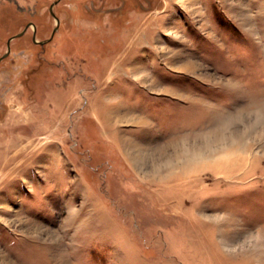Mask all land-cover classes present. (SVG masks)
<instances>
[{"label":"rangeland","instance_id":"rangeland-1","mask_svg":"<svg viewBox=\"0 0 264 264\" xmlns=\"http://www.w3.org/2000/svg\"><path fill=\"white\" fill-rule=\"evenodd\" d=\"M0 264H264V0H0Z\"/></svg>","mask_w":264,"mask_h":264},{"label":"bare ground","instance_id":"bare-ground-1","mask_svg":"<svg viewBox=\"0 0 264 264\" xmlns=\"http://www.w3.org/2000/svg\"><path fill=\"white\" fill-rule=\"evenodd\" d=\"M222 136V135H221ZM217 138V137H216ZM215 140V139H214ZM220 141H222L221 139H219ZM208 141V140H207ZM209 142V141H208ZM129 148V147H128ZM205 149V148H204ZM135 150V149H134ZM211 151V154L213 153V152H217L215 149H212V150H210ZM130 154V153H129Z\"/></svg>","mask_w":264,"mask_h":264}]
</instances>
